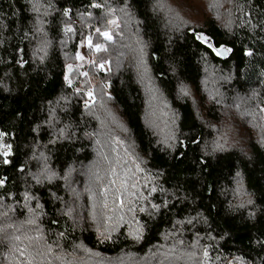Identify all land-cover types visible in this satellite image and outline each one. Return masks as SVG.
Masks as SVG:
<instances>
[{
    "label": "trees",
    "instance_id": "1",
    "mask_svg": "<svg viewBox=\"0 0 264 264\" xmlns=\"http://www.w3.org/2000/svg\"><path fill=\"white\" fill-rule=\"evenodd\" d=\"M0 181V264H264V0H0Z\"/></svg>",
    "mask_w": 264,
    "mask_h": 264
},
{
    "label": "rangeland",
    "instance_id": "2",
    "mask_svg": "<svg viewBox=\"0 0 264 264\" xmlns=\"http://www.w3.org/2000/svg\"><path fill=\"white\" fill-rule=\"evenodd\" d=\"M108 33H109V32H108ZM104 39H106V38L104 37ZM106 40H107V39H106ZM87 47H88V39L85 40V42H84V46H83L82 50H81V51L77 54V56H76V64H78V62L81 61V59L78 58V55L84 57V55H83V51H84ZM100 47H101V49H102L103 51L105 50V45L102 44V45H100ZM102 50H100V51H102ZM93 52L96 53V52H99V51H96V49H95V47H94V48H93ZM100 65H103V67L101 68ZM69 66H71V71H69ZM73 67H74L73 64H67L66 67H65V81H66L67 84H70V83H71L70 73L72 72ZM109 69H110V68H109V64H108V62H102V63H99V64L97 65V70L100 71V72H102V73H107V72L109 71ZM84 73H86V70H85V69H81V70H80V75H81V76H85V75H83ZM69 82H70V83H69ZM105 85H106V88L109 89V84H108V83H107V84L105 83ZM85 95H86V98L90 100V99L92 98V90L89 89L88 91H86Z\"/></svg>",
    "mask_w": 264,
    "mask_h": 264
},
{
    "label": "snow or ice",
    "instance_id": "3",
    "mask_svg": "<svg viewBox=\"0 0 264 264\" xmlns=\"http://www.w3.org/2000/svg\"><path fill=\"white\" fill-rule=\"evenodd\" d=\"M96 6L99 7V5H96ZM113 23H115V21H113ZM67 30H68V31H71V29H67ZM97 31L99 32V29H97ZM101 35H102L103 37H105L107 40H111V39H112V36H111L108 32H102ZM197 39H203V37L198 36ZM209 46L211 47V45H209ZM88 47H89V48H92V47H93V45H92V41H91V38H90V37L88 38ZM95 49H96V51H100V50H102L101 47H100V45H98V44L95 45ZM217 54L220 55V54H222V53H221L220 51H218ZM78 58L81 59V60L84 59L83 56H79V55H78ZM100 67L102 68L103 65H100ZM69 71H71V66H69ZM83 75L86 76L87 73H84ZM69 83H70V82H69ZM0 183H2V181H0ZM113 183H115V182L113 181ZM121 203H122V202H121ZM105 206H107V205H105Z\"/></svg>",
    "mask_w": 264,
    "mask_h": 264
},
{
    "label": "water",
    "instance_id": "4",
    "mask_svg": "<svg viewBox=\"0 0 264 264\" xmlns=\"http://www.w3.org/2000/svg\"><path fill=\"white\" fill-rule=\"evenodd\" d=\"M218 51H220L222 54H220V55H218V56H220L221 58H224V57H226L227 56V51H226V49L225 48H221V49H219Z\"/></svg>",
    "mask_w": 264,
    "mask_h": 264
},
{
    "label": "crops",
    "instance_id": "5",
    "mask_svg": "<svg viewBox=\"0 0 264 264\" xmlns=\"http://www.w3.org/2000/svg\"><path fill=\"white\" fill-rule=\"evenodd\" d=\"M98 45H102V44H98ZM103 45H104V44H103ZM94 47H95V46H94ZM94 47H93V48H94Z\"/></svg>",
    "mask_w": 264,
    "mask_h": 264
}]
</instances>
